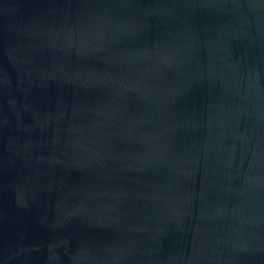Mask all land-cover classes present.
Here are the masks:
<instances>
[{
  "label": "water",
  "instance_id": "water-1",
  "mask_svg": "<svg viewBox=\"0 0 264 264\" xmlns=\"http://www.w3.org/2000/svg\"><path fill=\"white\" fill-rule=\"evenodd\" d=\"M0 264H264V0H0Z\"/></svg>",
  "mask_w": 264,
  "mask_h": 264
}]
</instances>
